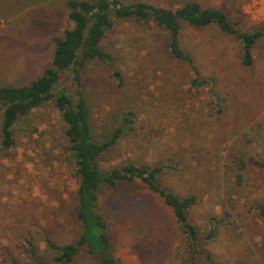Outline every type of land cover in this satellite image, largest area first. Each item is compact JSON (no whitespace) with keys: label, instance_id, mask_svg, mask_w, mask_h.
<instances>
[{"label":"rangeland","instance_id":"1","mask_svg":"<svg viewBox=\"0 0 264 264\" xmlns=\"http://www.w3.org/2000/svg\"><path fill=\"white\" fill-rule=\"evenodd\" d=\"M122 1L170 9L197 1L225 11L242 32L264 29L258 0ZM67 2L0 0V85H27L52 66L55 39L73 26ZM166 34L154 24L118 21L103 42L115 60H91L80 70L97 142L123 124L124 112L135 114L134 131L128 129L121 143L100 158V168L106 171L128 160L156 164L165 155H176L185 164V174L165 173L161 180L181 196L198 195L199 203L189 215L201 237L209 218H224L218 239L204 249L229 264H264V221L251 209L257 202L264 205V170L249 168L242 186L234 189L231 175L216 157L226 158L232 147L242 149L250 139L251 145L243 149L248 159H263L264 37L254 48V67L245 68L241 43L217 26H183L184 47L202 75L217 82L215 90L223 100V113H218L208 88L191 89L192 72L169 53ZM74 74L72 69L62 75V84ZM1 123L0 111V264H12L13 259L29 264L28 239L42 258L51 259L56 252L41 239L43 232L59 245L77 241L82 233L75 216L79 179L65 124L54 104H45L19 121L17 145L3 151ZM100 207L119 264H182L181 234L173 214L145 186L105 187ZM224 208L230 217L224 216ZM73 264L98 261L82 254Z\"/></svg>","mask_w":264,"mask_h":264},{"label":"trees","instance_id":"2","mask_svg":"<svg viewBox=\"0 0 264 264\" xmlns=\"http://www.w3.org/2000/svg\"><path fill=\"white\" fill-rule=\"evenodd\" d=\"M67 8L68 18L73 26L66 30L61 38L55 39L52 66L27 85H0L2 150L9 151L17 145L15 128L22 118L32 110L52 102L65 124L64 137L71 153L72 167L79 179L75 213L82 229L79 239L59 245L51 235L43 232L41 239L49 250L56 252L51 259L42 258L35 243L28 239L26 244L31 254L29 264H73L82 254L94 257L98 264H119L113 253L108 221L101 212L100 191L105 187L115 188L135 183L145 186L171 210L181 234L182 264H200L202 260L204 264H229L204 249V245H211L218 239L220 230L225 226L223 216L209 218L205 226L206 234L201 237L197 225L192 222L189 215L199 203L198 195L191 192L181 196L162 183L161 176L165 173L185 174V164L176 155H165L156 164L128 160L106 171L100 168V158L121 143L128 129L134 131L135 114L130 111L124 112L123 124L116 127L107 140L97 142L93 133L89 102L83 93L80 70L91 60L104 64L115 60V57L104 48L103 42L116 22L154 24L167 32L166 45L172 57L190 68L193 76L190 81L191 89L199 92L208 88L212 107L218 113H223V100L215 90L217 82L202 75L194 57L184 47L183 26L194 29L217 26L224 34L241 43V65L245 68L254 67V48L264 37V29L256 28L253 31L242 32L225 11L215 7H204L197 1L170 9L146 2L68 0ZM72 69L75 73L73 80H67L62 84V75ZM112 75L119 83L123 82L120 73L114 71ZM70 81L74 83V90ZM251 143L252 140L246 139L242 149L234 146L231 153L226 154V158L222 155L216 156L220 159L226 174L231 175L234 189L242 186L249 168L264 170V156L262 160L248 159V154L243 151L244 147ZM228 195H232V192L229 191ZM226 208L224 216L230 217L232 214ZM251 209L264 221L262 203H255ZM12 264L19 263L13 259Z\"/></svg>","mask_w":264,"mask_h":264},{"label":"built area","instance_id":"3","mask_svg":"<svg viewBox=\"0 0 264 264\" xmlns=\"http://www.w3.org/2000/svg\"><path fill=\"white\" fill-rule=\"evenodd\" d=\"M256 7L258 8L259 7V9L260 8H263L264 9V0H258L257 1V4H256ZM264 14V13H263Z\"/></svg>","mask_w":264,"mask_h":264}]
</instances>
